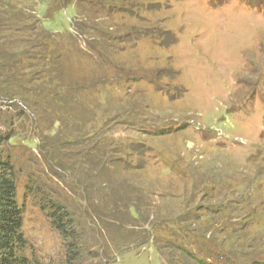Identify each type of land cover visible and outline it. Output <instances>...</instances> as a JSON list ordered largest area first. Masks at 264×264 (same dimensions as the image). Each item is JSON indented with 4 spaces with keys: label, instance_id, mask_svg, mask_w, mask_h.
I'll list each match as a JSON object with an SVG mask.
<instances>
[{
    "label": "rangeland",
    "instance_id": "obj_1",
    "mask_svg": "<svg viewBox=\"0 0 264 264\" xmlns=\"http://www.w3.org/2000/svg\"><path fill=\"white\" fill-rule=\"evenodd\" d=\"M113 1L0 0L26 256L264 264V0Z\"/></svg>",
    "mask_w": 264,
    "mask_h": 264
},
{
    "label": "trees",
    "instance_id": "obj_2",
    "mask_svg": "<svg viewBox=\"0 0 264 264\" xmlns=\"http://www.w3.org/2000/svg\"><path fill=\"white\" fill-rule=\"evenodd\" d=\"M76 0H62L60 8L67 7L70 3H74ZM115 1L111 2L115 3ZM118 3V2H116ZM109 5V4H107ZM76 27V24L73 25ZM45 200V206L49 202ZM41 207L44 210H48L49 217L52 220V224L56 227L63 236L74 241L79 235H77L73 228L69 225L68 215H66L60 204H50L47 208ZM24 222V210L18 204L17 192L15 185V171L10 162L4 161L0 156V264H31L26 251L29 249L28 241L23 233ZM72 235V237H70ZM71 240L65 241L72 242ZM77 246L68 250L69 263H72L76 256ZM199 264H207L202 260L198 261Z\"/></svg>",
    "mask_w": 264,
    "mask_h": 264
}]
</instances>
